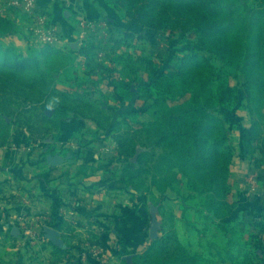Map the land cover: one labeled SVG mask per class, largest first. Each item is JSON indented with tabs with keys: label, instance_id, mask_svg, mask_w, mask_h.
<instances>
[{
	"label": "trees",
	"instance_id": "trees-1",
	"mask_svg": "<svg viewBox=\"0 0 264 264\" xmlns=\"http://www.w3.org/2000/svg\"><path fill=\"white\" fill-rule=\"evenodd\" d=\"M119 1L126 6V14L140 21L144 28L191 30L194 39L190 41V51L179 56L177 68L162 69L153 56L134 58L129 51L134 35L121 29L109 37L111 55L101 61L100 69L92 59L103 42L94 35L86 37L76 54L72 49L53 45L33 53L30 48L24 53L16 45L3 42L20 23L11 11L0 14V116L10 118L2 122L7 127L17 125L16 130L23 135L26 130L31 136L56 132V142L46 143L41 152V162H46L47 154L57 150L62 123L79 121L80 130L74 138L77 139L82 137L85 118L91 117L97 126L93 133L96 136L101 131V135L94 138L93 144H80L73 158L84 156L89 148H96L111 137L118 149L117 158L124 162L114 172V179L120 182L116 187L138 191L142 189L139 178L150 170L143 164L149 149L139 151L130 129H124L122 122L102 108L107 103L102 105L84 91L104 83L103 91L111 89L115 98L124 103L116 109L117 114L128 115L125 102L138 94L133 84L136 82L144 92L138 95L147 99L142 105L144 112L155 109L154 120L143 125L150 126L151 132L157 129L155 144L168 141L170 147L155 156L156 167H163L166 162V169L154 172V182L161 194L173 190L182 203L181 214L173 221L174 230L151 238L149 245L133 251L131 260L123 264H262V239L256 233H251L246 242L236 238L230 222L237 217L234 212L239 205L231 180V159L237 148L231 133L239 132V145L246 156L264 153V0ZM20 27L25 31L24 25ZM78 55L86 57L83 65L74 63ZM43 57L65 60L61 67H72L86 87L79 90L58 86L55 75L45 71ZM230 75L235 78L232 84ZM49 108L53 109L52 114L46 112ZM241 111L248 112L250 127L242 126ZM229 118H236L230 126ZM4 131L6 136L0 138V143L10 135V129ZM137 152V167H128L125 163L132 162ZM114 160L98 167L86 164L80 171L89 178ZM197 198L199 202L189 203ZM170 210L174 212V208ZM56 221L60 229L71 227L65 220ZM39 239L46 241L43 234ZM92 244L99 245L103 252L115 249L102 238L89 246ZM47 245L52 247L51 254L58 257L53 258L54 264H94L92 258L84 261L77 256L71 242L65 240L64 245H59L48 240ZM89 249L86 246L84 251L92 255ZM17 256L18 250L0 245V264H20Z\"/></svg>",
	"mask_w": 264,
	"mask_h": 264
},
{
	"label": "rangeland",
	"instance_id": "rangeland-1",
	"mask_svg": "<svg viewBox=\"0 0 264 264\" xmlns=\"http://www.w3.org/2000/svg\"><path fill=\"white\" fill-rule=\"evenodd\" d=\"M69 2L71 4L68 5V8L63 9L64 13H62L64 16H62V14L60 15L62 20L64 19L63 17H65L66 20H69L70 23L74 24L76 37L73 42H68L66 45H57V43L46 44L28 28L30 35L32 37L36 36V39L34 38L36 41H34L25 35L24 31L21 30L20 25L19 28L16 29V32L7 35L8 37L5 36L8 39L3 38V42L14 44L11 42V38L9 36L19 35L23 37L25 42L27 41L28 49L32 48L30 53L45 48L47 45H53L56 46V48L65 49L67 51L68 49H72L74 52L73 54H76L86 37L88 35H94L103 42L102 49H100L92 59L93 64L99 69L101 67V61H103L107 55L108 58L111 55L112 42L109 40V37L112 35V32H117L119 29L125 32L130 31L134 35L132 40L129 41L132 44L129 51L134 58L147 55L153 56L154 59L161 64L162 69L165 67H168L169 70L176 69L179 56H183L190 51V41L194 39V37L190 34L191 30L184 31L179 28L173 30H156L149 27L144 28L140 21L126 14V6L119 0H69ZM65 3L67 4L68 0H64L62 2V4ZM42 8L46 11L47 18L49 19L50 15L48 14L45 5H42ZM12 11H15V13L18 12V14L21 13L22 23L25 25L30 24L31 18L28 15H25V13L20 10H11V12ZM84 21L94 22V28H84L81 24V22ZM58 24H55L57 28ZM83 29L86 30L87 36L83 40H80V30L82 31ZM28 49L26 52H28ZM121 49L125 51L126 48L123 46ZM77 57L78 58L74 63L80 62L83 65L86 57L82 55H78ZM64 61L65 60L61 59L53 61L52 58L49 60H46L44 57L42 58L45 71L50 76L53 74L55 75V81L58 86L61 88L83 90V88L86 87L84 79L81 76L76 77L75 73H73L72 67L65 69L62 68ZM106 62L108 63L109 60ZM71 64L72 63L70 62L68 66ZM228 79L231 84L235 81L233 75H230ZM217 83L218 81H216V84ZM133 84L137 86L135 91H137L138 94L144 93L141 90L140 85L136 82H133ZM102 88H104V83H99L97 87H87L84 91H87L96 101L100 103L102 102V105L107 103L106 105H103L104 107L102 108H105V110L114 115L116 120L122 122L124 129H130V133L133 136L132 138L137 144L139 151L144 148L149 149L146 159H143V164H145V168H150V170L145 172L138 180V183L142 185L141 190L136 191L134 189H130L129 191L123 187L115 188V186L119 184L117 183L119 181H116L112 184L111 188H109L106 195H104L105 197L101 198L102 195H99V198H96L97 200L100 199L99 201L102 202L106 200L107 202L109 201L114 203L113 205L116 206L115 212L118 214L116 216L121 218L118 219V221L120 222V220H122L119 225L120 228L124 230L120 233L112 234L114 237H118V239L116 238L118 240V249L116 252H112V250L111 252H103V249L99 245L95 244L89 246L90 243L95 242L98 238H102L97 232L99 227L92 230H87V228H85L84 231L80 232L72 227L66 228L65 232L60 234L58 238L62 241L63 245L65 240L67 243L71 242L73 246H75V254L84 261L89 257L92 258L94 264H123L125 260H129V257L132 258L131 253L133 251L143 250L147 245H149L151 238L162 236L165 232L174 230L173 228L175 225L173 221H176L178 216L181 214L180 206L182 202L181 199L177 198L173 190H168L166 194H161L157 188L156 182H154V172L158 170L164 171L166 169V167H164L166 162L163 164V167H156L154 164V160L156 159L155 156L170 150V147H168L167 144L168 141H163L158 144L154 143L157 139V129H154L152 130L153 132H151L149 131V129H151L150 126L143 125V122L146 123L154 120V107L144 112L142 105L145 101H147L146 96L134 94V97L130 102H125L127 107H125L124 110L128 112V115H125V113L119 115L117 114L116 109L124 103L115 98L116 93L114 91L111 89L103 91ZM46 112L52 114L53 109L49 108ZM247 114V111H241L243 119H237L241 121L243 127L251 126V120ZM124 117H126L125 120L123 119ZM229 119L230 120L227 121V125L230 126L233 124L232 122H235L236 118ZM2 120L9 121L10 118L5 117L4 119L0 116V138H5L7 132L4 131L5 129H10V135L7 138V141L0 143V156L2 155V152L5 153L7 150L14 152V150H12L14 147L18 148L23 145H27L28 148L19 150H26L29 153H34L39 150L42 152L46 143L50 141L54 143L56 142L53 139L56 132L49 134L37 133L35 136H31L29 131L26 130L24 136L20 131L16 130L17 125L13 124L7 127ZM85 122L86 126L83 129L82 137L77 138V143L74 141L72 142L70 146L72 149L81 147L83 144L86 146L85 144L87 143L93 144L92 141H94V138L101 135V131H99L96 136L93 133L97 126L96 122L91 119V117H86ZM231 136H233V140L237 147L234 149V155L231 159V180L233 186V196L235 200H238L239 205L234 212V215L237 217L230 222V227L234 228L236 238H240L241 240L244 239V242L248 240L251 233L258 234L257 236L262 239V242H264V153L261 154L258 152L254 155V157L246 156L242 153V148L239 145V132L235 130L231 133ZM23 139L25 142L22 141ZM106 139V141L100 143L98 146L100 149L98 150L104 151L108 154H115L113 153V150L107 152L102 149L104 145L114 147V152L117 151V154L112 156H115V168L118 169L120 165L124 164V162L117 158L118 149L114 140L111 137H107ZM138 152L132 157V162L127 161L125 163L128 167H137L135 162L138 158ZM1 160L2 158L0 157V161ZM2 164H6V161ZM160 172L158 173L162 175L163 172ZM148 187H150L149 190L144 189ZM108 192L113 196H107ZM124 201L127 202L128 207ZM199 201L200 199L197 198L189 203L192 204ZM170 208H174V212L171 211ZM22 216L27 217L26 214H22ZM19 224L22 225L23 229H20L22 231L10 229L7 230L6 233H0V245H6L8 250H18L20 252V256L17 257L19 258L20 264H54L52 263L53 258L56 259L58 257L51 254L52 247L47 245L48 240L51 239L45 235L46 241L39 240V228H36L37 226H35L36 230L34 231V224L30 219L27 221L25 218H20ZM178 227H180V231L182 233L183 228L180 223ZM45 245H47V248L43 249ZM86 246L88 248L90 247L89 252H91L92 255H88V251H84ZM78 247L79 250L77 249ZM40 256H43L44 258L42 257V259ZM262 256L264 257V254ZM41 260H43V263H41ZM262 264H264V260Z\"/></svg>",
	"mask_w": 264,
	"mask_h": 264
},
{
	"label": "crops",
	"instance_id": "crops-1",
	"mask_svg": "<svg viewBox=\"0 0 264 264\" xmlns=\"http://www.w3.org/2000/svg\"><path fill=\"white\" fill-rule=\"evenodd\" d=\"M63 1L38 0L41 7L45 5L50 15L49 24H60H58L60 39L57 45H66L68 42H73L76 37L74 24L65 17L62 20L60 15L64 16L63 9L71 4L69 0L67 4H62ZM11 14L16 17L21 26H25V35L31 40L36 39V36L32 37L27 31L29 24L22 23L21 13L13 11ZM9 37L11 42L27 53L28 45L23 37L19 35ZM62 130L57 150L48 153L58 154L64 158L58 164L51 165L47 160L41 162V150L34 153L26 150L2 152L0 156L2 158L0 161V233H6L10 229L22 231L20 229L23 228L19 222L20 218H25L27 221L32 220L33 230L35 231V226H37L39 235L43 234L44 238L47 235L46 227L55 228L59 236L65 230L59 228L56 220H65L68 225L79 232L84 231L85 228L92 230L99 227L97 231L99 235L110 246L115 247L112 252H116L118 238L112 234L124 230L119 225L122 220L118 221L121 218L116 216L118 214L115 212L114 203L96 199L99 195H102L101 198L105 197L109 188L116 182L114 179L116 163L100 168L89 178H85V173L80 171L81 167L86 164H94L95 167L102 166L115 156L98 150L100 147H92L86 151L84 156L73 158L78 154L79 147L72 149L70 146L73 141H77L74 138L80 130L79 121L63 122ZM4 161L6 164H2ZM109 195L113 196L108 192L107 196ZM124 202L127 206V202ZM22 214H26L27 217Z\"/></svg>",
	"mask_w": 264,
	"mask_h": 264
},
{
	"label": "built area",
	"instance_id": "built-area-1",
	"mask_svg": "<svg viewBox=\"0 0 264 264\" xmlns=\"http://www.w3.org/2000/svg\"><path fill=\"white\" fill-rule=\"evenodd\" d=\"M11 10H20L27 14L31 20L29 29L34 33L42 42L46 44L57 43L60 39L58 28L56 25L48 24V18L46 11L40 6L38 0H0V14H6ZM84 28H94L95 23L92 21L81 22ZM80 40H83L87 36L85 29L80 30ZM27 145L14 147L13 150L27 149ZM103 150L117 154L114 152V147L104 145ZM113 154V155H115Z\"/></svg>",
	"mask_w": 264,
	"mask_h": 264
},
{
	"label": "water",
	"instance_id": "water-1",
	"mask_svg": "<svg viewBox=\"0 0 264 264\" xmlns=\"http://www.w3.org/2000/svg\"><path fill=\"white\" fill-rule=\"evenodd\" d=\"M64 158L58 154H48L47 161L49 164H58L62 162ZM47 236L56 244L61 245L62 241L58 238V231L53 227H46L45 229ZM131 260V257L128 258Z\"/></svg>",
	"mask_w": 264,
	"mask_h": 264
}]
</instances>
